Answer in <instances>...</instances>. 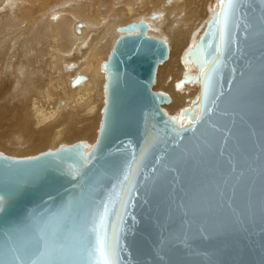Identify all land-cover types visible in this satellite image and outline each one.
Instances as JSON below:
<instances>
[{
	"label": "water",
	"instance_id": "water-1",
	"mask_svg": "<svg viewBox=\"0 0 264 264\" xmlns=\"http://www.w3.org/2000/svg\"><path fill=\"white\" fill-rule=\"evenodd\" d=\"M235 5L199 119L172 129L150 90L167 46L139 26L112 49L111 119L83 190L42 158L0 162V264H96L98 235L115 264H264V0Z\"/></svg>",
	"mask_w": 264,
	"mask_h": 264
},
{
	"label": "bare ground",
	"instance_id": "bare-ground-1",
	"mask_svg": "<svg viewBox=\"0 0 264 264\" xmlns=\"http://www.w3.org/2000/svg\"><path fill=\"white\" fill-rule=\"evenodd\" d=\"M219 10V0H0V162L42 158L83 190L111 119L112 49L139 26L167 46L150 90L172 129L199 119L205 75L225 55Z\"/></svg>",
	"mask_w": 264,
	"mask_h": 264
},
{
	"label": "snow or ice",
	"instance_id": "snow-or-ice-1",
	"mask_svg": "<svg viewBox=\"0 0 264 264\" xmlns=\"http://www.w3.org/2000/svg\"><path fill=\"white\" fill-rule=\"evenodd\" d=\"M220 10L217 14L216 21L223 25V29L226 31L230 15L234 11L236 5L235 0H219ZM221 39L223 40V32L221 33ZM183 122L181 121V124ZM2 200V198H0ZM95 232L96 229H93ZM38 255L42 256L44 253L39 248L36 249ZM91 255L96 257V264H115V248L110 245L106 239L97 236L96 245L90 249ZM30 264H36V261H30Z\"/></svg>",
	"mask_w": 264,
	"mask_h": 264
}]
</instances>
